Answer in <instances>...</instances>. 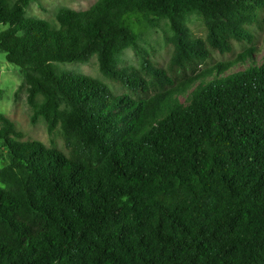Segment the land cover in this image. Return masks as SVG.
<instances>
[{"label": "trees", "instance_id": "16d2710c", "mask_svg": "<svg viewBox=\"0 0 264 264\" xmlns=\"http://www.w3.org/2000/svg\"><path fill=\"white\" fill-rule=\"evenodd\" d=\"M34 1L0 0V52L59 143L0 112V264H264V0ZM163 21L167 64L140 46ZM93 58L125 92L63 67Z\"/></svg>", "mask_w": 264, "mask_h": 264}, {"label": "rangeland", "instance_id": "374dc122", "mask_svg": "<svg viewBox=\"0 0 264 264\" xmlns=\"http://www.w3.org/2000/svg\"><path fill=\"white\" fill-rule=\"evenodd\" d=\"M98 0H35L27 10L29 17L45 19L53 23H57L56 14L61 8H71L75 10H87L94 5ZM191 25L198 36H203V26L201 20L197 17H192ZM6 26L1 25L0 31ZM171 35L169 25L163 21L158 27L146 29L140 38V46L146 54L161 63L167 64L171 55V46L168 38ZM256 44L259 49L258 56L261 58L264 54V33L258 31L256 33ZM241 49L234 54L221 55L214 52L213 58L206 63L203 68L211 67L217 62L230 61L237 58ZM124 60L127 64L139 66L140 57L130 48L124 53ZM68 69L97 77L106 82L117 93L125 92L119 86L112 84L100 71L98 61L93 58L88 63L70 64L63 66ZM244 66L237 65L231 69L241 70ZM202 69V68H201ZM203 70V69H202ZM23 82V76L20 69L7 61L6 54L0 52V112L9 117L15 122L17 128L26 134V139L39 140L46 145H52L54 142L59 143L57 134H50L46 123L39 119L37 122L32 121L33 110L27 102V94L25 89L20 90ZM192 89L188 93L181 95V102L185 103ZM8 163L6 158L0 157V168H3ZM0 186H3L0 181Z\"/></svg>", "mask_w": 264, "mask_h": 264}]
</instances>
